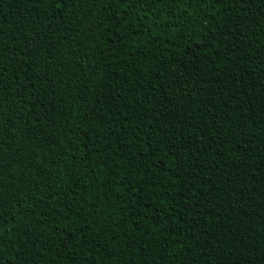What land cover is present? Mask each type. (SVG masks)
<instances>
[{
	"label": "trees",
	"instance_id": "1",
	"mask_svg": "<svg viewBox=\"0 0 264 264\" xmlns=\"http://www.w3.org/2000/svg\"><path fill=\"white\" fill-rule=\"evenodd\" d=\"M0 264H264V0H0Z\"/></svg>",
	"mask_w": 264,
	"mask_h": 264
}]
</instances>
